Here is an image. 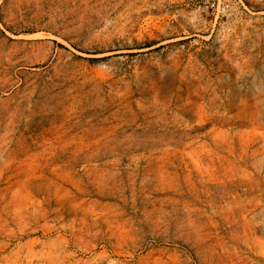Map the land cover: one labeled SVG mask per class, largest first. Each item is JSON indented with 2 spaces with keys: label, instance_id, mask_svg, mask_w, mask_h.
<instances>
[{
  "label": "rangeland",
  "instance_id": "obj_1",
  "mask_svg": "<svg viewBox=\"0 0 264 264\" xmlns=\"http://www.w3.org/2000/svg\"><path fill=\"white\" fill-rule=\"evenodd\" d=\"M0 264H264V0H0Z\"/></svg>",
  "mask_w": 264,
  "mask_h": 264
}]
</instances>
